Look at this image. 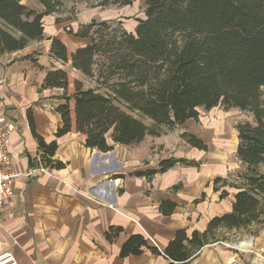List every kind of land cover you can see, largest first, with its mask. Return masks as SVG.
<instances>
[{
  "label": "trees",
  "instance_id": "trees-1",
  "mask_svg": "<svg viewBox=\"0 0 264 264\" xmlns=\"http://www.w3.org/2000/svg\"><path fill=\"white\" fill-rule=\"evenodd\" d=\"M44 9L37 12L22 0H0V55L15 53L32 41L45 40L43 19L59 13L63 0H35ZM100 1V0H99ZM138 0H101L102 7L130 6ZM146 19L138 20L135 33L114 30L108 21L79 25L68 34L84 41L70 51L57 37L51 41V56L88 78H96L97 87L84 83L65 69L46 73L42 90H62L55 111L62 126L55 136L69 133L85 137L84 146L108 153L114 144H140L146 136H158L155 128L122 109L152 120L156 128L173 130L189 120L199 119L200 109L218 106L249 111L254 123L237 126L236 155L247 166L240 176L242 185H230L237 192L231 211L211 218L204 232L178 230L174 240L163 250L153 247L141 234L130 236L120 257H139L146 251L163 256L170 264H187L198 250L210 244L216 231L264 228V0H142ZM73 77V78H72ZM33 137L38 142L40 158L34 165L60 170L65 164L55 159L57 140L50 143L37 132L28 115ZM181 138L192 148L208 151L206 143L190 132ZM177 165L196 167L201 161L186 158L162 159L158 168L138 171L135 177L151 180ZM217 178L214 191L219 183ZM180 186H174V190ZM229 196L223 191L220 199ZM206 194L195 200L204 202ZM177 204L163 200L159 211L172 216ZM111 227L106 233L113 242L123 232Z\"/></svg>",
  "mask_w": 264,
  "mask_h": 264
},
{
  "label": "crops",
  "instance_id": "crops-1",
  "mask_svg": "<svg viewBox=\"0 0 264 264\" xmlns=\"http://www.w3.org/2000/svg\"><path fill=\"white\" fill-rule=\"evenodd\" d=\"M70 37V46L65 38L61 39L70 51L85 43ZM50 48V40L34 41L21 51L0 55H14L9 62L0 63V112L13 118L17 126L9 147L14 167L20 173H27L31 168L36 170L31 176L18 180L15 196L1 215L0 248H11L20 264H170L163 256L150 251L127 258H121L120 251L134 234L143 235L151 246L163 251L178 230L188 231L173 221L186 198L179 193L170 194L169 190L184 180L182 168L174 167L151 180L136 177L135 181L128 182V178L125 181L115 169L107 166L111 151L102 153L87 149L81 134L69 133L56 138L55 134L62 126L61 116L55 109H44L41 105L46 103L50 93L62 90H42L41 85L47 71L65 69L71 64L54 59ZM30 113L37 132L45 141L57 140L55 159L63 162L65 168L56 170L34 165L40 152L31 132ZM111 145L116 144L112 141ZM109 173L113 174V180L108 183ZM200 177L195 180V187L203 194ZM124 182L129 190L119 191ZM134 189L136 193H132ZM148 190L150 195H144ZM214 197L209 195L207 199ZM163 200L177 204L172 216L160 213ZM232 203L233 199L228 202L226 213L231 211ZM210 211L214 215L207 216L209 212H206L199 231L206 230L209 220L218 216L215 208ZM111 227L124 230L113 242L106 238ZM193 231L195 229L191 233ZM246 243L240 246L241 250L251 247L248 242L250 246L243 248ZM257 264H264L263 260L257 259Z\"/></svg>",
  "mask_w": 264,
  "mask_h": 264
},
{
  "label": "rangeland",
  "instance_id": "rangeland-1",
  "mask_svg": "<svg viewBox=\"0 0 264 264\" xmlns=\"http://www.w3.org/2000/svg\"><path fill=\"white\" fill-rule=\"evenodd\" d=\"M100 2L101 0H63V7L59 13L46 16L43 19L45 40L51 37L65 38L66 44L70 46L71 43L68 39H71V37L68 36V29H76L79 25L89 24L93 20L97 22L108 21L114 30L119 29L135 33L138 20L146 19L145 6L142 0L125 7L113 5L102 7L98 5ZM22 3L37 12L44 11L43 7L35 0H22ZM33 43L34 41L30 42L29 45ZM13 56L0 57V63L9 62ZM65 70L69 71L74 78L81 80L85 88L98 86L96 78H88L79 71H74L71 67H65ZM61 94L62 92L50 93L46 103L41 106L44 109L54 110V104L61 101L59 99ZM121 107L134 117L142 120L148 127L155 128L159 135L156 137L146 136L140 145H114L113 151L109 153L111 155L108 154L107 156V166L115 169L114 171L119 173L118 176L124 177L125 181L128 178V182H132V180H136L134 179L136 177H133L132 174L141 170L158 168L162 159L186 158L201 161V166L194 170L193 168L196 167L176 166L182 168L184 180L178 181L174 185L180 186L178 189L174 190V186H172L169 189L170 194L179 193L186 198V201L181 202V208L173 221L176 224L185 226L188 235H191L192 229L199 231L198 228H202L201 221L206 217V212H209L207 216L214 215L210 211L211 208H215L218 216L226 213L228 202L234 199L237 192L230 185L241 186L240 176L247 172V166L236 155L238 147L237 126L247 122L254 123L253 114L238 108L226 109L223 106H218L210 111L200 109V116L197 121L189 120L184 125L170 130L166 127L156 128L152 120L138 112L130 111L126 106L122 105ZM185 131L202 139L208 146V151H200L190 147L181 138V134ZM108 141L110 144L112 143L110 138ZM259 171L264 173V165L259 167ZM109 174L107 176L108 183L113 180V174ZM199 177L203 180V193L206 192L205 204L194 202L202 194L199 188L195 187V180ZM217 178L226 180L228 185L225 184L224 186L223 182L219 183L217 185L219 191L215 192L214 182ZM126 190L128 191L129 188L126 187V182H124L123 189H119V191L125 192ZM133 191L132 193L137 192H135V189ZM223 191H227L229 196L221 200L220 195ZM150 193V190H148L144 191L143 194L149 196ZM209 195L215 197L207 199ZM125 212L124 210L123 213ZM176 220L179 221L176 222ZM210 240L211 243L198 250L187 264H257V259L263 260L264 263V228L253 226L233 231L220 229L213 236H210ZM245 242H251V247L243 251L240 246ZM248 247L245 244L243 246V248Z\"/></svg>",
  "mask_w": 264,
  "mask_h": 264
},
{
  "label": "built area",
  "instance_id": "built-area-1",
  "mask_svg": "<svg viewBox=\"0 0 264 264\" xmlns=\"http://www.w3.org/2000/svg\"><path fill=\"white\" fill-rule=\"evenodd\" d=\"M16 130L14 119L0 112V220L5 207L15 196V186L18 180L31 176L36 171L31 168L27 173H20L14 167L9 147ZM0 264L20 263L11 248H0Z\"/></svg>",
  "mask_w": 264,
  "mask_h": 264
},
{
  "label": "bare ground",
  "instance_id": "bare-ground-1",
  "mask_svg": "<svg viewBox=\"0 0 264 264\" xmlns=\"http://www.w3.org/2000/svg\"><path fill=\"white\" fill-rule=\"evenodd\" d=\"M245 246H250V245H249V243L247 242V243L245 244Z\"/></svg>",
  "mask_w": 264,
  "mask_h": 264
}]
</instances>
